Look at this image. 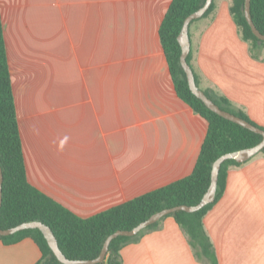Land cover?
<instances>
[{"label": "crops", "instance_id": "crops-1", "mask_svg": "<svg viewBox=\"0 0 264 264\" xmlns=\"http://www.w3.org/2000/svg\"><path fill=\"white\" fill-rule=\"evenodd\" d=\"M171 0H0L27 180L89 217L189 175L208 123L176 93L159 26ZM189 26L203 90L264 127V44L229 7ZM219 264H264V155L227 170L203 217ZM122 264H206L172 216L124 245ZM37 244L0 241V264H36Z\"/></svg>", "mask_w": 264, "mask_h": 264}, {"label": "trees", "instance_id": "trees-1", "mask_svg": "<svg viewBox=\"0 0 264 264\" xmlns=\"http://www.w3.org/2000/svg\"><path fill=\"white\" fill-rule=\"evenodd\" d=\"M204 1L171 0L159 26L160 41L177 95L208 123L207 132L192 172L89 217L78 216L27 180L0 16V166L3 174L0 228L13 227L25 221H42L51 228L59 248L66 257L70 259L93 258L99 254L105 238L115 230L131 229L163 208L181 204H196L209 186L211 166L218 156L253 146L261 140L260 134L210 110L188 86L179 60L181 47L177 36L184 18L202 6ZM243 3L244 0H232L229 10L241 37L257 50L261 48L264 41L261 44L257 43V37L253 34L241 9ZM213 7L212 2L202 17L209 14ZM250 14L256 28L264 33V0H251ZM187 61H190V52L187 55ZM195 81L198 85L196 77ZM203 91L221 109L246 119L264 130V127L253 122L245 112L233 108L225 97L210 90ZM259 153L264 155V147ZM241 163L243 162L229 159L221 164L213 202L195 212L177 210L166 215L172 216L185 232L193 254L200 262L219 264L214 245L204 228L203 217L221 197L228 168ZM163 219L164 217L134 236H118L113 239L104 260L97 264H122L121 248L130 242L137 241L146 232L159 228ZM27 237L37 244L41 252L36 264H63L56 258L38 228H28L13 234L0 235V241L4 244H13Z\"/></svg>", "mask_w": 264, "mask_h": 264}, {"label": "water", "instance_id": "water-1", "mask_svg": "<svg viewBox=\"0 0 264 264\" xmlns=\"http://www.w3.org/2000/svg\"><path fill=\"white\" fill-rule=\"evenodd\" d=\"M213 0H205L203 5L200 6L195 11L189 13L183 20L182 27L180 29V32L177 36L178 43L181 47V53H180V64L185 72L188 86L192 93L201 99L204 104L212 111L217 113L218 115L224 117L225 119L231 120L253 132H256L262 136L261 140L256 143L253 146L250 147H244L238 150L230 151L221 154L218 156L212 163L211 166V173H210V183L205 191V193L202 195L201 199L194 205H176L173 207H167L163 208L153 214H151L148 218L145 220L139 222L137 225H135L131 229H118L114 232L110 233L104 240L102 248L99 252V254L93 258L88 259H70L66 257L61 249L59 248L57 239L51 230V228L43 223L42 221L38 220H32V221H25L22 223H19L13 227L2 229L0 228V235H9L13 234L17 231L28 229V228H38L42 234L44 235L49 247L53 251L56 258L63 264H97L104 260L106 253L108 251V247L110 242L115 239L118 236H134L141 232L142 230L146 229L149 225L155 223L156 221L160 220L161 218L165 217L166 215L175 212L177 210H184L187 212H195L200 210L202 207L207 205L210 202H213L215 199V193H216V187H217V181H218V174L221 167V164L229 159H234L238 162H245L255 155H257L262 148L264 147V130L260 128L259 126L254 125L253 123L249 122L246 119H243L229 111L221 109L211 98H209L203 89H201L196 81L194 72L187 61V55L190 51V39H189V26L190 23L203 16V14L206 12V10L209 8L210 4ZM250 2L251 0H244V3L241 7L245 19L248 22L253 34L257 37V43L261 44L264 41V33H261L256 26L254 25L251 14H250ZM2 180H3V174L2 169L0 166V207L2 203Z\"/></svg>", "mask_w": 264, "mask_h": 264}]
</instances>
